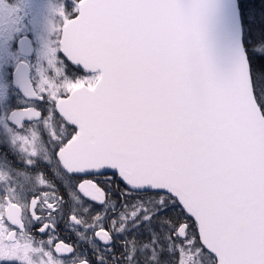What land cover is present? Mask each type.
Wrapping results in <instances>:
<instances>
[{
	"label": "snow or ice",
	"instance_id": "obj_1",
	"mask_svg": "<svg viewBox=\"0 0 264 264\" xmlns=\"http://www.w3.org/2000/svg\"><path fill=\"white\" fill-rule=\"evenodd\" d=\"M0 264H264V0H0Z\"/></svg>",
	"mask_w": 264,
	"mask_h": 264
}]
</instances>
